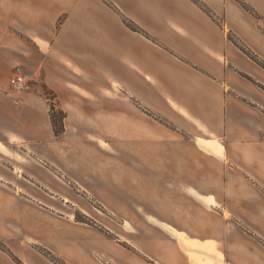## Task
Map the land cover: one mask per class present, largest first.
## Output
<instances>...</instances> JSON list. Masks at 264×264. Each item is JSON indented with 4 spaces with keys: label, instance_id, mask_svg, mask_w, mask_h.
<instances>
[{
    "label": "crops",
    "instance_id": "0c3cea01",
    "mask_svg": "<svg viewBox=\"0 0 264 264\" xmlns=\"http://www.w3.org/2000/svg\"><path fill=\"white\" fill-rule=\"evenodd\" d=\"M7 1L15 17H62L53 37H32L34 61H19L30 78H40L57 95L67 113L65 133L83 113L93 138L113 151L123 145L125 160L141 164L140 180L148 177L144 163L155 162L163 195L180 193L200 208L220 209L213 214L219 229L209 226L200 238L176 228L174 218L144 214L147 224L152 218L163 229L154 248L153 240L142 239L143 254L157 264H188L178 236L202 248L220 232V253L232 256V222L224 216L229 206L196 181L185 182L180 163L188 178L219 179L223 194L264 189V0H198L205 10L192 0ZM1 100L25 116L10 120L18 122L12 133L21 140L27 132L20 126L28 121L30 141L41 139L42 127L52 132L47 105L35 94H5ZM244 200L246 213L235 216L255 236L239 240L235 255L242 257L259 251L252 249L255 243L264 249V208L254 198ZM206 255L211 259L212 251ZM33 257L0 250V264H35Z\"/></svg>",
    "mask_w": 264,
    "mask_h": 264
},
{
    "label": "rangeland",
    "instance_id": "374dc122",
    "mask_svg": "<svg viewBox=\"0 0 264 264\" xmlns=\"http://www.w3.org/2000/svg\"><path fill=\"white\" fill-rule=\"evenodd\" d=\"M61 21L62 17L53 20L47 15L36 19L15 17L11 1H0V250L11 255L28 253L34 256L35 264H39L38 259L48 264H157L143 254L139 245L142 239L150 238L154 248L159 240L155 234L163 227L155 226L157 222L152 218L148 219L154 226L147 224L144 214L174 218L176 228L200 238L209 226L218 225L219 229L214 215L215 211H221L200 208L183 199L180 193L171 195L172 198L167 193L163 195L158 189L162 183L155 175V162L144 163L149 169L148 177L140 180L141 164L125 160L123 145H117L113 151L102 140L93 138L90 119L83 113L76 114L77 124L75 120L65 133L67 113L60 108L57 95L40 78H30L28 67L19 61L23 57L33 62L32 37L39 34L53 37ZM241 49L260 66L261 62L251 52ZM16 66L26 76V85L20 91L12 90L7 82ZM24 92L35 94L47 105L49 120L50 115L54 116L56 130L62 124L63 132L55 135L50 121L52 132L42 127L41 139L30 141L28 133L33 128L28 121L25 127L20 126L27 132H23L24 141L12 133L18 122L10 120L25 116L15 113L12 110L15 105H6L1 98ZM35 121L41 125L38 118ZM214 146L220 147L217 143ZM187 173L186 164L180 163L179 175H183L180 177L196 181L211 197L222 198L229 206L224 209V216L234 224L227 229L234 248L232 256L227 259L222 256L220 249L225 248V240L216 232L214 241L200 243L202 248L179 244L188 264H264V249L256 243L251 247L259 251L253 255H235L240 239L255 236L235 214L246 213L241 205L243 199L247 202L254 198L264 208V189L223 194L219 179L188 178ZM208 205L205 204L207 208ZM208 249L213 254L211 259L206 255ZM64 253L67 254L63 256ZM74 253L76 258H72Z\"/></svg>",
    "mask_w": 264,
    "mask_h": 264
},
{
    "label": "built area",
    "instance_id": "2783aa9c",
    "mask_svg": "<svg viewBox=\"0 0 264 264\" xmlns=\"http://www.w3.org/2000/svg\"><path fill=\"white\" fill-rule=\"evenodd\" d=\"M7 82L12 90H22L26 85V76L22 68L19 66L14 67L7 77Z\"/></svg>",
    "mask_w": 264,
    "mask_h": 264
},
{
    "label": "trees",
    "instance_id": "16d2710c",
    "mask_svg": "<svg viewBox=\"0 0 264 264\" xmlns=\"http://www.w3.org/2000/svg\"><path fill=\"white\" fill-rule=\"evenodd\" d=\"M197 6H199L201 9H203V10H205L204 9V7L199 3V1L198 0H192ZM242 50V49H241ZM243 51V50H242ZM244 52V51H243ZM245 54V53H244ZM245 55H247V54H245ZM250 58V57H249ZM251 59V58H250ZM256 62V61H255ZM261 65V64H260ZM263 68H264V66L263 65H261ZM53 111V110H52ZM61 114V116H62V113H60ZM54 116H52V115H50V121H51V124H52V127H53V131H54V134L55 135H58V134H60L61 132H63V127H62V124H61V126L59 127V129L58 130H56L57 128H56V123H55V119L53 118ZM63 117V116H62ZM62 123V122H61Z\"/></svg>",
    "mask_w": 264,
    "mask_h": 264
},
{
    "label": "bare ground",
    "instance_id": "6f19581e",
    "mask_svg": "<svg viewBox=\"0 0 264 264\" xmlns=\"http://www.w3.org/2000/svg\"><path fill=\"white\" fill-rule=\"evenodd\" d=\"M195 121V120H194ZM179 243H181L183 246H185L186 248H193V246L195 245L194 243H191L189 239L184 238V237H179Z\"/></svg>",
    "mask_w": 264,
    "mask_h": 264
}]
</instances>
